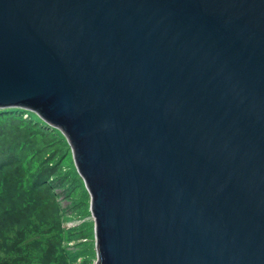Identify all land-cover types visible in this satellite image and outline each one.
I'll return each instance as SVG.
<instances>
[{"label":"water","instance_id":"1","mask_svg":"<svg viewBox=\"0 0 264 264\" xmlns=\"http://www.w3.org/2000/svg\"><path fill=\"white\" fill-rule=\"evenodd\" d=\"M0 108L66 137L96 264H264V0H0Z\"/></svg>","mask_w":264,"mask_h":264},{"label":"trees","instance_id":"2","mask_svg":"<svg viewBox=\"0 0 264 264\" xmlns=\"http://www.w3.org/2000/svg\"><path fill=\"white\" fill-rule=\"evenodd\" d=\"M68 144L36 112L0 108V264H73L67 223L90 195Z\"/></svg>","mask_w":264,"mask_h":264},{"label":"rangeland","instance_id":"3","mask_svg":"<svg viewBox=\"0 0 264 264\" xmlns=\"http://www.w3.org/2000/svg\"><path fill=\"white\" fill-rule=\"evenodd\" d=\"M86 206L82 207L79 219L70 220L67 228L71 237L67 242V247L73 257V264H96L97 251L95 247V220L90 212V199H84ZM89 204V207H88ZM66 205V203H64ZM74 228V229H73Z\"/></svg>","mask_w":264,"mask_h":264}]
</instances>
